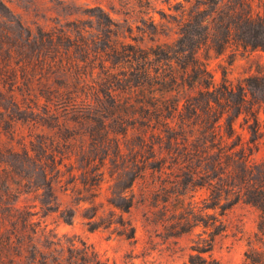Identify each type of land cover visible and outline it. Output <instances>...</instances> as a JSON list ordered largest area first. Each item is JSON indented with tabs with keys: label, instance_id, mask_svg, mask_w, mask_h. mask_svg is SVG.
Wrapping results in <instances>:
<instances>
[{
	"label": "trees",
	"instance_id": "16d2710c",
	"mask_svg": "<svg viewBox=\"0 0 264 264\" xmlns=\"http://www.w3.org/2000/svg\"><path fill=\"white\" fill-rule=\"evenodd\" d=\"M175 1L176 14L160 10V23L151 16L154 0L109 5L127 22L139 15L145 35L176 24L173 43L143 48L120 40L119 23L102 6L84 10L88 20L33 28L0 0V113L56 133L32 134L30 148L7 152L17 181L7 196L33 194L68 225L80 216L90 232L113 230L126 240H135L128 215L141 204L163 240L195 235L185 264H220L216 241L242 204L258 211L242 264H264V159L255 160L264 144V71L234 85L226 69L216 84L209 68L211 53L264 52V14L254 0ZM241 118L247 136L237 128ZM130 129L143 136L123 148L118 137ZM29 221L0 222V264H109L83 241L40 245Z\"/></svg>",
	"mask_w": 264,
	"mask_h": 264
},
{
	"label": "rangeland",
	"instance_id": "374dc122",
	"mask_svg": "<svg viewBox=\"0 0 264 264\" xmlns=\"http://www.w3.org/2000/svg\"><path fill=\"white\" fill-rule=\"evenodd\" d=\"M13 13L21 18L25 23L35 28L37 25L48 28L56 25H64L78 19L88 20L82 12L89 8L102 6L106 11L111 12L113 18L120 26V40L129 44H137L143 48H151L159 44L173 43L177 39V26L165 23L160 28L158 34L148 35L137 30L136 26L140 16L134 15L127 22V16H118L112 13L109 5L113 0H5ZM140 1V0H139ZM145 0H143L144 3ZM182 1V0H179ZM138 2V1H136ZM176 3L171 0H154L151 16L155 17L157 23L161 21L159 11L163 10L167 14L176 13L170 10ZM117 10H120L121 3H114ZM138 6V4H137ZM257 11L264 14V0H254ZM137 12L141 10L139 6ZM144 16V15H143ZM145 18V17H144ZM146 18H148L146 16ZM134 31L131 33L128 28L132 25ZM141 26V23H138ZM136 40V41H134ZM205 52H202L204 58ZM209 68L214 75L216 84L223 81V69L228 71V79L237 85L239 81L252 75H257L264 71V52L262 50L244 51L231 50L222 56L214 53L210 54ZM118 98H124L122 91H117ZM260 121L264 131V109L261 112ZM243 119L237 123V128L247 136V131L240 128ZM73 129V123L68 124ZM47 134L51 138L56 137L55 131L34 129L29 124H24L14 118L0 113V222L8 216L19 223L20 218H29L32 226L29 229L37 230L36 240L40 245L46 246L52 241L75 240L76 242H86L93 246L101 257L109 264H143L152 262L155 264H185L192 251L190 247L195 235L184 236L177 243L174 240L165 241L158 236L161 232L156 224H150L146 220V212L143 205H136L128 215L136 227L135 240H126L118 236L113 230L100 229L90 232L85 226L83 219L78 216L72 225L64 223L58 213H48L41 209L40 198L33 194L22 196L19 200L16 194L8 195L9 191H14L16 178H10V166L13 162L12 155L7 153L12 150L21 151L22 144L30 148L29 141L35 140L32 134ZM66 134V133H65ZM73 132H68L70 136ZM31 135V136H30ZM141 131L130 129L127 137L119 136L123 148H135L140 144ZM142 139V138H141ZM80 141V138L78 139ZM264 143V141H263ZM264 159V144L255 155L256 161ZM8 162V163H7ZM143 189V182L135 187L137 197ZM139 198V197H138ZM18 200V201H17ZM258 211L245 205H237L228 214V232L217 239L214 248V256L220 264H242L246 252L250 249V242L257 231ZM14 222V221H13ZM9 225V223H7ZM200 232V231H199Z\"/></svg>",
	"mask_w": 264,
	"mask_h": 264
}]
</instances>
